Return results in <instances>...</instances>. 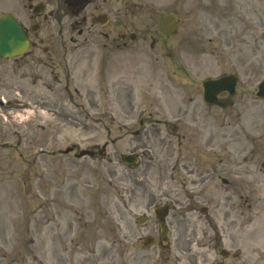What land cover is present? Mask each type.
Here are the masks:
<instances>
[{
  "label": "rangeland",
  "instance_id": "obj_1",
  "mask_svg": "<svg viewBox=\"0 0 264 264\" xmlns=\"http://www.w3.org/2000/svg\"><path fill=\"white\" fill-rule=\"evenodd\" d=\"M152 1L159 9L158 13L172 10L176 13L177 31L164 37L156 28L150 31L156 40L152 48L149 46L151 40L147 38V46L137 42L129 52H113L114 63L106 70L107 75L111 74L107 77L112 78H107L106 89L103 85L98 89L92 80L95 88L91 89L88 98L107 103L103 112L112 116L111 121L100 118V110L94 113L70 105L66 96L60 94V105L56 107L59 124L57 120L51 123L52 118L42 115L38 104L39 100L47 98L51 112L55 109L52 105L55 95L42 88L39 82L31 86L28 78L19 80L18 76L7 75L5 64L0 62V97L10 99V106L17 109L20 106L26 108V103L30 108L25 109L26 112L9 113L5 107H0V264H86L83 243L86 195L87 238H91L87 241V248L93 243L96 247H108L106 254L87 255V264H117L115 250L109 249L116 219L114 214L108 216L104 211L115 209L120 179L131 181L130 172L120 163L119 156L137 145L144 150L139 168H163L166 151L163 126L148 129L147 137L131 144H109L105 157L77 159L74 156L79 150L91 149L94 145L100 147L120 134L118 125L121 120L116 116L117 107L111 102L144 104L150 110L167 111L164 96L154 95L157 89L147 94V86L142 82L135 83L136 78L145 74L159 75L167 70L180 77H185L181 73L185 70L196 72L200 75L199 81L233 73L238 77L235 98L238 94H245L241 108L246 109L248 118L264 120V100H255L254 96L257 84L264 77V0H186L185 5L183 0ZM14 6L13 0L12 7L6 9L5 1L0 0V16L7 11L20 12L17 2ZM85 53L82 50L68 52ZM90 53L88 49L87 54ZM169 56L178 63L164 67L163 62L168 61ZM120 60L124 82L123 86L113 89L110 83L119 75ZM182 94L181 102L188 103L187 96L193 99V103H204L201 86L198 90L185 86ZM213 113L214 110L203 111L201 118L210 119ZM137 128L136 123L132 125V129ZM188 128L187 131L194 134L195 127ZM55 133L58 134L60 151L75 147L74 152L61 153L57 161L39 152L42 147L49 151L53 149ZM147 149L149 152L145 151ZM136 152L140 153L139 150ZM258 160L254 159L253 163ZM53 163L56 164L52 166ZM135 172L138 174L139 196L125 214L124 240L137 239L139 248L147 252L141 263L163 262V254L158 258V252L154 250L156 246L148 249L143 245L148 233L145 229L151 224L137 226L134 219L150 213L149 218L154 220L152 212L145 208L151 195L165 192V181L157 173L143 175L140 170ZM58 202L63 217L57 219L54 205ZM98 238L101 242L97 241ZM171 242L177 249L173 250L172 261L185 262L187 256L180 252L182 245L177 233L171 237ZM202 256L198 255V260Z\"/></svg>",
  "mask_w": 264,
  "mask_h": 264
},
{
  "label": "flooded vegetation",
  "instance_id": "obj_2",
  "mask_svg": "<svg viewBox=\"0 0 264 264\" xmlns=\"http://www.w3.org/2000/svg\"><path fill=\"white\" fill-rule=\"evenodd\" d=\"M4 1L6 9L12 7L13 0ZM83 1L85 7L76 12V8L69 6V0H14L20 12L13 10L11 13L21 26L27 48L24 54L4 61L6 74L28 78L32 84L39 82L55 95L54 108L59 107V95L64 94L70 105L100 110V118L111 121L112 116L103 112L107 103L88 98L91 89L95 88L90 77H95L94 84L98 89L101 85L106 89V70L114 63L112 53L129 52L137 42L148 45L147 38L151 40L149 46L152 48L156 40L150 31L157 28L162 16L175 12L158 13L159 9L152 0ZM183 3L185 5L186 0ZM77 45L79 48L74 49ZM86 47L91 50L90 54H68ZM60 51L64 53L60 54ZM171 58L169 56V60L163 62L164 67L178 63ZM118 65L119 76L110 83L113 89L123 86L124 82L121 60ZM181 73L185 77L167 70L159 75L145 74L136 78L135 83L142 82L147 86V94L157 89L154 95L164 96L168 112L150 110L144 104L111 102L113 107H117L116 116L121 120L118 125L120 134L106 141L104 150L103 145L91 148L93 157H104L109 144H131L147 137L149 130L163 126L164 167H125L130 172L131 181L120 179L117 205L113 210L104 211L108 216L114 214L116 219L109 249L115 250L117 264H264V120L247 117L246 109L241 108L244 106L241 103L244 93L236 98L235 93L232 97L221 93L218 99L222 104L226 103L221 108L193 103V99L187 96L188 103L179 101L185 86L198 90L203 82L198 80L200 75L196 72L185 70ZM42 101L48 103L47 100ZM213 110L212 118H201L203 111L209 113ZM135 123L138 125L136 130L132 129ZM188 126L195 127L194 134L187 131ZM54 135L53 157L59 151L58 134ZM129 150V154L138 150L140 156L144 154L137 145ZM145 151L149 152V149ZM257 158L259 160L253 163ZM138 170L143 175L157 173L165 181V192L151 195L145 210L150 211L152 205L166 208L167 246L160 245L158 226L155 219L149 218L150 213L134 219L136 225L139 220L145 225L151 224L145 229L148 233L144 242L146 239L154 244L149 248L145 243L143 245L148 249L156 246L154 250L158 252V258L163 254V262L141 263L147 252L139 248L137 239L124 240L125 214L130 205L138 201L140 188L135 172ZM59 207L57 215L62 218ZM84 208L83 243L87 264V255L106 254L108 247H96L93 243L87 248V241L91 240L87 238V195ZM175 233L182 245L180 252L187 256L185 262L172 261L173 250H177L171 242ZM97 241L101 242V238ZM200 254L203 256L198 260ZM210 254L212 257H208Z\"/></svg>",
  "mask_w": 264,
  "mask_h": 264
},
{
  "label": "water",
  "instance_id": "obj_3",
  "mask_svg": "<svg viewBox=\"0 0 264 264\" xmlns=\"http://www.w3.org/2000/svg\"><path fill=\"white\" fill-rule=\"evenodd\" d=\"M176 28L177 24L173 15L165 16L159 23V29L166 35L172 34ZM24 47V37L15 21L9 15L0 18V57L7 59L11 56L18 55L23 51ZM235 83L236 79L233 76H224L218 80L206 81L204 83L205 100L213 103L215 102L216 95L225 90L232 94ZM256 95L259 98H264V80L258 85ZM82 155H84V152L80 153L79 156ZM133 159V163H135L137 161L135 156H122V160L127 163H130ZM159 225L161 234L164 235L163 218H159Z\"/></svg>",
  "mask_w": 264,
  "mask_h": 264
}]
</instances>
